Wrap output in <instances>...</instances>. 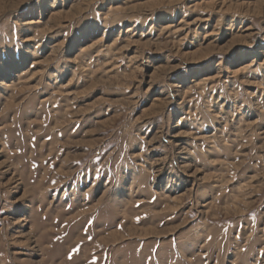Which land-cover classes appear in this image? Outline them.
<instances>
[{
  "label": "rangeland",
  "instance_id": "1",
  "mask_svg": "<svg viewBox=\"0 0 264 264\" xmlns=\"http://www.w3.org/2000/svg\"><path fill=\"white\" fill-rule=\"evenodd\" d=\"M0 264H264V0H0Z\"/></svg>",
  "mask_w": 264,
  "mask_h": 264
},
{
  "label": "bare ground",
  "instance_id": "2",
  "mask_svg": "<svg viewBox=\"0 0 264 264\" xmlns=\"http://www.w3.org/2000/svg\"><path fill=\"white\" fill-rule=\"evenodd\" d=\"M202 20V19H201Z\"/></svg>",
  "mask_w": 264,
  "mask_h": 264
}]
</instances>
